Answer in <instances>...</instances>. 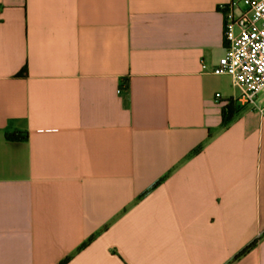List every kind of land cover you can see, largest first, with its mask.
<instances>
[{
    "label": "crops",
    "instance_id": "obj_1",
    "mask_svg": "<svg viewBox=\"0 0 264 264\" xmlns=\"http://www.w3.org/2000/svg\"><path fill=\"white\" fill-rule=\"evenodd\" d=\"M229 1L0 0V264H264Z\"/></svg>",
    "mask_w": 264,
    "mask_h": 264
},
{
    "label": "built area",
    "instance_id": "obj_2",
    "mask_svg": "<svg viewBox=\"0 0 264 264\" xmlns=\"http://www.w3.org/2000/svg\"><path fill=\"white\" fill-rule=\"evenodd\" d=\"M221 10L226 46L214 72L230 75L239 100L254 103L264 88V0H230Z\"/></svg>",
    "mask_w": 264,
    "mask_h": 264
},
{
    "label": "trees",
    "instance_id": "obj_3",
    "mask_svg": "<svg viewBox=\"0 0 264 264\" xmlns=\"http://www.w3.org/2000/svg\"><path fill=\"white\" fill-rule=\"evenodd\" d=\"M235 113V108L233 107V105L231 103H228L223 111V124H227L232 118L233 115ZM12 139H19L20 136L16 133H13L11 135ZM88 241L83 243L81 245V248L85 247L87 245ZM255 245V242L251 243L250 245H248L247 247H245L243 250H241L236 256L235 258H239L241 256H243L244 254H246L251 248H253V246ZM70 257H66L65 259H63L59 264H67V262L69 261Z\"/></svg>",
    "mask_w": 264,
    "mask_h": 264
}]
</instances>
